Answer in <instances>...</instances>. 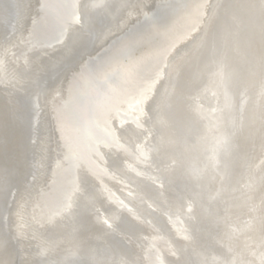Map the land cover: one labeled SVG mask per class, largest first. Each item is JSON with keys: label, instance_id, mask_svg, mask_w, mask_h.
Returning a JSON list of instances; mask_svg holds the SVG:
<instances>
[{"label": "bare ground", "instance_id": "bare-ground-1", "mask_svg": "<svg viewBox=\"0 0 264 264\" xmlns=\"http://www.w3.org/2000/svg\"><path fill=\"white\" fill-rule=\"evenodd\" d=\"M12 1L16 16L0 7V264H264V0H190L153 26L158 44L91 74L86 60L162 0H69L64 13L65 0ZM90 11L110 18L96 48L45 84ZM113 72L88 116L76 96Z\"/></svg>", "mask_w": 264, "mask_h": 264}, {"label": "water", "instance_id": "water-1", "mask_svg": "<svg viewBox=\"0 0 264 264\" xmlns=\"http://www.w3.org/2000/svg\"><path fill=\"white\" fill-rule=\"evenodd\" d=\"M188 1L190 0H162L160 4H154L150 8V12L148 14H145L144 16H142L132 26L131 25L128 26L120 36L110 41L106 48H103L100 52H98L92 58H88L85 62L84 69L82 70H84V72H87L88 74H91L92 72H95V70H98L100 68L103 69L112 60L117 59L119 61L125 62L128 60L130 56L138 53L140 49L146 48L147 46H150V45L155 46L156 44L159 43L160 38H159V35L155 34L154 31L152 30L153 26L155 25L160 28H165L179 12L181 13V11L186 8ZM13 3L14 2L12 0H0V7L6 11H11V13L14 14L13 11L15 8H14ZM65 4L67 5L66 6L67 8L65 6L63 7V13H64V9L65 10L67 9L68 11V7H69V12H73L71 9L69 0H65ZM53 7L54 5L50 6L49 3L46 4L47 12L50 11L51 14L54 13ZM14 16H16V14H14ZM88 17L90 20V21L88 20L89 24L91 25V26L89 25L90 29H87V32L89 31L88 33L89 35L87 34L86 38L80 39V37H77V33L75 32L72 33L70 37L71 39H69L70 41V44H68L69 46L66 48H63L57 57L58 60H60V62L63 64L61 65L59 64L53 67L52 64L50 63L48 71H46V73H42L41 76H43L42 79L44 80L45 84L55 83L56 81L59 80V78L61 77L67 65H71V63L74 62L75 60L77 61V59L81 60V58H77V57H79L83 49L87 48L90 50H94L96 48V45H95L96 37L103 30L101 27H100L101 31L98 28L101 25L107 26V24L110 22L108 21L110 18L108 16V12L106 14H103V13L97 14L96 11L88 12ZM37 26L40 27L41 31H42V28L45 27V25L42 26L41 24ZM13 27H14V23L11 22L8 26V30H11ZM61 29H62V25H59V28L57 26V29H55V32H57V35L58 33H60ZM38 32H39L38 30L34 31L35 34ZM124 41H126L127 43L126 47L124 49H120L119 47L118 49H116L117 45H119L121 42H124ZM35 44H39V42H36ZM52 44H54V42L45 43V45L43 46H45V48H48V46L50 47ZM15 62L17 61L15 60ZM21 64L24 65V63H21ZM69 76L70 75L67 76L66 80L69 78ZM118 80H119V76L116 72L106 73V79L104 81H99V80L95 81L94 87L92 88L93 95L91 94L88 95L90 92V87H91V84H89L88 87L86 88L87 94L83 95V97H81L80 94L76 96V98L78 99V105L81 108H84L86 114L90 116L89 107L91 108L92 102L101 97L102 92L106 90L107 85L109 83L117 84ZM23 100L24 101H22L23 102L22 122L25 123L26 125L25 127L27 128V130H29V135H28L29 137L31 136L32 132L35 130L36 115H35V110L32 109V106H34L33 99L29 96L28 98H25ZM68 105L69 104L66 103L64 106L67 108V110L72 111L71 109H69ZM70 105H73V103H70ZM28 143H30V140ZM35 157L36 156L34 155V159ZM197 167L196 168L189 167V168L192 171V170H197ZM189 168H187L186 173H188V171L190 170ZM35 170L36 168L33 167L30 173H34ZM31 177H32L31 174L30 175L28 174L27 180L30 181ZM11 196H12V193L9 194V200L11 199ZM200 202H201L200 208L207 207L205 205L206 203L205 197L202 195L200 197ZM9 207H11V205ZM115 209H117L118 212H122L121 214L123 215L122 217L123 224H130L133 227L137 225L131 219V216L129 215V213L121 211V209L116 208V207ZM206 209L207 208H205L204 210ZM128 217L130 218V220H132L131 221L132 223L130 222ZM0 224L5 229V226H7V223L4 217L1 220ZM136 229L139 230V228H136ZM141 229L143 230L145 228L141 227ZM136 233L138 232L136 231ZM115 238L118 241H121V245L123 247L128 246L129 243L125 241L123 238H121V236L115 235ZM14 244L15 243L13 242L12 243L13 247H14ZM49 257L50 256H46V258H49ZM83 260L84 259H82V257L78 258V256H69V258H67V261H69L70 264H88L86 261L83 262Z\"/></svg>", "mask_w": 264, "mask_h": 264}]
</instances>
